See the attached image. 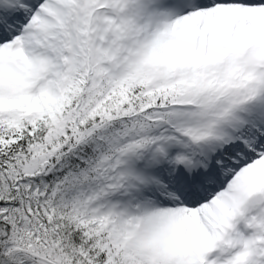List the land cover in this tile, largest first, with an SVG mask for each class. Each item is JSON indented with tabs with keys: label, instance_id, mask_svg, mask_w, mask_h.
I'll list each match as a JSON object with an SVG mask.
<instances>
[{
	"label": "snow or ice",
	"instance_id": "1",
	"mask_svg": "<svg viewBox=\"0 0 264 264\" xmlns=\"http://www.w3.org/2000/svg\"><path fill=\"white\" fill-rule=\"evenodd\" d=\"M0 264H264V0H0Z\"/></svg>",
	"mask_w": 264,
	"mask_h": 264
}]
</instances>
